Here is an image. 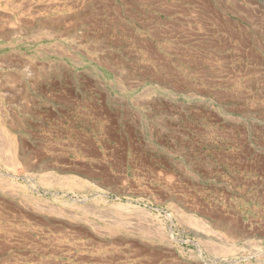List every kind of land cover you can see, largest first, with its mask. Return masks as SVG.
Returning <instances> with one entry per match:
<instances>
[{
    "label": "rangeland",
    "instance_id": "rangeland-1",
    "mask_svg": "<svg viewBox=\"0 0 264 264\" xmlns=\"http://www.w3.org/2000/svg\"><path fill=\"white\" fill-rule=\"evenodd\" d=\"M74 1L0 0V264H264V239L210 218L241 210L221 186L195 215L172 181L148 194L128 168L108 192L72 168L124 134L208 170L264 130V0Z\"/></svg>",
    "mask_w": 264,
    "mask_h": 264
},
{
    "label": "crops",
    "instance_id": "crops-1",
    "mask_svg": "<svg viewBox=\"0 0 264 264\" xmlns=\"http://www.w3.org/2000/svg\"><path fill=\"white\" fill-rule=\"evenodd\" d=\"M74 2L79 5L83 0ZM135 15H137L135 20L138 21L137 11ZM131 21L133 20L131 19ZM121 26L123 33H130L133 36L131 32H128L129 28L124 22H121ZM94 118L98 119L99 117ZM108 127L109 129L118 128L113 121L109 122ZM122 135L123 138L119 139L106 136L109 141H115L116 145L113 149L110 146L101 145L99 142L90 143L88 140L75 145L85 154L81 158V162H73V173L77 172L83 176L84 173L89 172L91 175L89 180L101 187L106 186L104 189L108 192L124 190L125 174H127L128 168H133L146 177L148 185H150L148 194L155 195L156 193L154 189L156 177L159 181L163 180L165 185L167 181H172L179 185L180 190L184 187V190H181L187 198L184 205L189 207V211L195 208V215L200 214L197 210L202 207L197 194L201 195L203 184L215 183L222 187L224 197L233 198L229 204L232 203L241 209L237 213H230V211L225 213L221 209H218L217 213H212L210 218L216 216L222 225L217 230L227 232L233 237L264 239V130L255 133L256 137L254 132L250 134L247 130H241L240 147L218 152L216 166H214L215 164L211 165L208 170L204 168L202 160H197L195 156L196 160L190 161L186 157L187 154L184 155V160H181L179 168L176 166L172 169V166L168 165L169 155L162 157L167 158L166 161L156 159L151 149L144 150L133 147L130 141L123 142L125 135ZM102 148L109 149L110 152L113 151V154L106 150H103V154L98 152V150L102 151ZM67 164L69 167L70 163ZM103 176L108 181H105ZM165 189H170V187L166 185ZM191 192L196 195L193 196ZM249 201L250 206L244 205Z\"/></svg>",
    "mask_w": 264,
    "mask_h": 264
},
{
    "label": "bare ground",
    "instance_id": "bare-ground-1",
    "mask_svg": "<svg viewBox=\"0 0 264 264\" xmlns=\"http://www.w3.org/2000/svg\"><path fill=\"white\" fill-rule=\"evenodd\" d=\"M10 127V126H9ZM208 224V223H207ZM214 225V224H213ZM211 226V225H210Z\"/></svg>",
    "mask_w": 264,
    "mask_h": 264
}]
</instances>
